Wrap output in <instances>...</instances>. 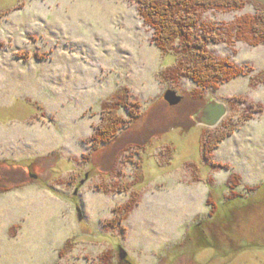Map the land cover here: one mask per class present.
<instances>
[{"label":"rangeland","instance_id":"obj_1","mask_svg":"<svg viewBox=\"0 0 264 264\" xmlns=\"http://www.w3.org/2000/svg\"><path fill=\"white\" fill-rule=\"evenodd\" d=\"M249 1L206 20L264 7ZM151 40L136 0H0V188L11 189L0 264H264V85L251 81L264 45L212 47L246 73L194 98L191 82L157 78L176 56ZM120 92L141 117L94 149L102 106ZM211 101L228 108L214 128L196 120ZM232 129L206 160L205 136ZM130 199L123 223L107 225Z\"/></svg>","mask_w":264,"mask_h":264},{"label":"trees","instance_id":"obj_2","mask_svg":"<svg viewBox=\"0 0 264 264\" xmlns=\"http://www.w3.org/2000/svg\"><path fill=\"white\" fill-rule=\"evenodd\" d=\"M136 3L139 18L152 32L151 42L162 55L176 56L175 66L163 69L157 78L163 85L172 86L173 89L180 86L184 80L191 82L194 87L192 92L194 98L200 97L203 91L218 90L222 85L246 73L244 68L214 52L212 47L225 45L234 47L238 43H245L251 47L264 45V7L252 15L237 17L231 24L219 25L206 20V15L210 12L216 14L239 12L249 5V0H136ZM251 81L252 86L264 85V74L253 76ZM125 90L129 91L126 88ZM237 99L242 101L241 98ZM122 109L128 113V120L120 114ZM101 111L102 120L94 127L90 139L94 149L99 145L111 144L126 124L136 123L142 114L140 102L130 101V92L126 95L117 93L112 101L103 104ZM263 112L262 106L257 113ZM247 121H249L247 117L243 119L244 124ZM233 131L234 129L228 130L227 134H218L211 139L209 135L205 136L202 150L206 160L212 159L213 151L232 135ZM223 166L216 164L218 168ZM9 189L0 188V194L10 192ZM137 205L138 202L130 199L124 206L116 209L118 215L107 225L123 223ZM69 245L66 244L61 250L60 256H64ZM108 254L104 255L103 260H107Z\"/></svg>","mask_w":264,"mask_h":264},{"label":"water","instance_id":"obj_3","mask_svg":"<svg viewBox=\"0 0 264 264\" xmlns=\"http://www.w3.org/2000/svg\"><path fill=\"white\" fill-rule=\"evenodd\" d=\"M164 98L166 102L171 105H178L182 97L178 96L176 92L168 90ZM228 108L224 104H220L216 101H211L205 105L201 111L198 113L196 120L199 125L207 126L209 128H214L218 126L221 120L227 114ZM120 258L123 259L126 257V253L123 248H120Z\"/></svg>","mask_w":264,"mask_h":264},{"label":"bare ground","instance_id":"obj_4","mask_svg":"<svg viewBox=\"0 0 264 264\" xmlns=\"http://www.w3.org/2000/svg\"><path fill=\"white\" fill-rule=\"evenodd\" d=\"M240 19V18H239ZM249 19V18H248ZM241 21V20H240ZM249 21H250V19H249ZM256 22V21H255ZM242 24V23H241ZM245 24V23H244ZM241 26V25H240ZM245 26V25H244ZM247 26H248V24H247ZM239 32V31H238ZM241 32V31H240ZM239 37H241V36H239ZM243 37V36H242ZM243 39V38H242ZM247 41V40H246Z\"/></svg>","mask_w":264,"mask_h":264},{"label":"flooded vegetation","instance_id":"obj_5","mask_svg":"<svg viewBox=\"0 0 264 264\" xmlns=\"http://www.w3.org/2000/svg\"><path fill=\"white\" fill-rule=\"evenodd\" d=\"M201 110H199V112H200ZM198 124V123H197Z\"/></svg>","mask_w":264,"mask_h":264}]
</instances>
